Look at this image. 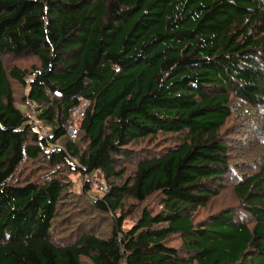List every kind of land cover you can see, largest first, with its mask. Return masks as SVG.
<instances>
[{
  "label": "trees",
  "instance_id": "16d2710c",
  "mask_svg": "<svg viewBox=\"0 0 264 264\" xmlns=\"http://www.w3.org/2000/svg\"><path fill=\"white\" fill-rule=\"evenodd\" d=\"M243 104L264 108V0H0V264H264V168L233 187L252 226L231 210L199 216L234 170L223 129ZM161 137L172 142L133 159ZM26 163L42 176L13 183ZM72 174L87 193L101 176L89 201L108 237L58 222Z\"/></svg>",
  "mask_w": 264,
  "mask_h": 264
},
{
  "label": "rangeland",
  "instance_id": "374dc122",
  "mask_svg": "<svg viewBox=\"0 0 264 264\" xmlns=\"http://www.w3.org/2000/svg\"><path fill=\"white\" fill-rule=\"evenodd\" d=\"M2 59L8 68L17 66L22 70H31L32 66L39 65L38 59L32 55L23 56L20 58L13 57L11 55H4L2 56ZM14 88L16 95H18L21 99L24 96L26 89L19 87L15 83ZM242 106L244 108H241L240 105L238 107L236 106L237 109L233 113L232 118L228 121L223 129L224 136L230 142V149L233 158L232 167L234 170L230 172V175L226 181V188L222 190L218 199H215L205 210H201V215L199 216H201V218H206L208 215L214 214L216 212L231 210L235 212L237 219L240 222H246L252 226L254 222L253 217H251L245 208L241 206V202H239L238 198L236 197L233 187L243 177L256 174L264 168V108H259L249 115H244L239 114L241 111L240 109L247 108L245 104ZM21 110L24 111V113H27V108L21 107ZM32 112L34 113L35 111L31 110V114L29 113V116L32 117V121L35 122V125L38 129H40L42 135L45 136L47 131L36 120V116L32 114ZM161 138L158 139L156 143H153L151 147H148V143L146 142L135 145L134 148H132L136 153L133 156V159H137V155H139L138 153L141 152V148L153 151H155L156 148L157 152H159L161 147H165L169 144V142H172V140H169L171 139L170 137ZM38 166L39 164L37 163H26L21 165L12 182L18 183L26 181V179H30L32 175L38 176L37 178H39L42 175H39L41 169ZM126 166V169L129 171V173H131V171L134 169V166L129 163H127ZM69 178L73 181V193L71 199L74 201L71 204L64 205V207L68 209V213L60 218L58 222H62L64 224L72 223L75 226L83 222H89L87 224L93 226L96 223L103 224L99 222V218L96 217L97 213L95 210H93L89 201H95L96 199L101 198L104 194V192L100 189L104 185L103 180H101V176L96 174L93 177L94 182L91 183L92 188L88 191V193L83 190L88 177H84L79 174H72L69 175ZM159 202V198H152L150 201H148L147 205L148 207L157 211L160 209ZM130 204L131 203L127 201L124 208L126 210L129 209ZM136 215L137 213H135L133 217ZM129 218H131V220L125 222L126 228L132 224L134 219L132 217ZM98 229L99 232L102 231L101 235L105 237H108L111 234L110 222L100 225ZM56 236L57 237L54 238L55 241H67L70 239L65 231L57 234ZM84 264L89 263L85 262Z\"/></svg>",
  "mask_w": 264,
  "mask_h": 264
},
{
  "label": "built area",
  "instance_id": "2783aa9c",
  "mask_svg": "<svg viewBox=\"0 0 264 264\" xmlns=\"http://www.w3.org/2000/svg\"><path fill=\"white\" fill-rule=\"evenodd\" d=\"M31 110H36L35 104H30ZM90 107V102L86 99H81L80 104L74 108L73 114L71 117V120L69 121L68 127H67V133L71 139H76L78 137V134L81 129V125L84 121V118L86 116V111ZM101 191H105L106 188L102 186Z\"/></svg>",
  "mask_w": 264,
  "mask_h": 264
}]
</instances>
